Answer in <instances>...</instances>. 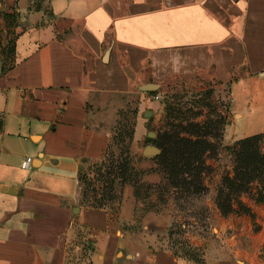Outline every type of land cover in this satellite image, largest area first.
Wrapping results in <instances>:
<instances>
[{"label":"crops","instance_id":"crops-1","mask_svg":"<svg viewBox=\"0 0 264 264\" xmlns=\"http://www.w3.org/2000/svg\"><path fill=\"white\" fill-rule=\"evenodd\" d=\"M171 77L224 87L235 139L263 131L264 0H0V264H264L255 197L191 237L199 260L137 242L163 214L137 222L133 197L117 213L84 201L110 97Z\"/></svg>","mask_w":264,"mask_h":264},{"label":"rangeland","instance_id":"rangeland-1","mask_svg":"<svg viewBox=\"0 0 264 264\" xmlns=\"http://www.w3.org/2000/svg\"><path fill=\"white\" fill-rule=\"evenodd\" d=\"M11 31V27L7 28L8 33ZM11 40L12 37L7 38L5 43L7 52H11ZM225 90L201 83L200 78L183 81L171 77L156 92L144 94L133 89L112 95L106 124L111 139L109 147L102 157L86 160L80 170L84 201L117 213L122 203H131L133 197L137 222L143 223V216L150 210L163 214L160 225L136 231L137 242L148 244L166 237L176 251L199 260L200 249L190 239L215 234L213 227L226 215L218 202L230 203L238 212L243 208L237 202L241 200L239 196L254 197L255 186L260 185L254 180L249 191H240L228 182L238 139L225 132L231 120ZM151 94L158 97L152 98ZM146 110H151V114L145 116ZM189 122L203 123L207 128L199 136L207 149L189 171L180 165V174L171 176V166L180 163L169 150L171 144L167 145L166 138L187 134L180 126ZM149 131L153 135H148ZM157 144L167 145L163 159L143 153L144 147H158ZM260 145L264 151V139ZM120 168L125 169V178Z\"/></svg>","mask_w":264,"mask_h":264},{"label":"trees","instance_id":"trees-1","mask_svg":"<svg viewBox=\"0 0 264 264\" xmlns=\"http://www.w3.org/2000/svg\"><path fill=\"white\" fill-rule=\"evenodd\" d=\"M180 128L186 131L187 134H182L180 136L174 134L168 137L169 140L166 138L167 145L171 144L169 150L180 163H175L171 166V176L180 174V165L184 167L186 171H189L195 162L201 161L207 149V146L202 141L201 137H199L203 135L207 129L203 123L189 122L187 125H181ZM261 139H264V130L238 139V146L233 150V173L228 182L234 184L240 191H249L251 189L250 184L254 180H258L260 185L255 186L253 195L257 200L264 202V151L260 148ZM164 145H158L160 150L158 153L154 154L153 157L163 159L166 156L168 149L166 147L167 145ZM121 170L122 168H120V171ZM124 170L125 169L120 172L123 178L126 176L123 172ZM218 205L223 214H227L233 210L232 204L225 201H219Z\"/></svg>","mask_w":264,"mask_h":264},{"label":"water","instance_id":"water-1","mask_svg":"<svg viewBox=\"0 0 264 264\" xmlns=\"http://www.w3.org/2000/svg\"><path fill=\"white\" fill-rule=\"evenodd\" d=\"M158 86H159L158 83L150 82V83H146L145 85L141 86L140 88L142 90H155ZM150 114H151V110H147L145 112L146 116H148ZM148 135H153V133L149 131ZM159 150L160 149L158 147H155V146H146L143 149V153L147 154V155H154V154L158 153Z\"/></svg>","mask_w":264,"mask_h":264},{"label":"built area","instance_id":"built-area-1","mask_svg":"<svg viewBox=\"0 0 264 264\" xmlns=\"http://www.w3.org/2000/svg\"><path fill=\"white\" fill-rule=\"evenodd\" d=\"M157 97H158L157 94H154V95H153V98H157ZM30 164H31V157H30V156L25 157V159H24L23 162H22V165H23L24 167L29 168V167H30Z\"/></svg>","mask_w":264,"mask_h":264}]
</instances>
